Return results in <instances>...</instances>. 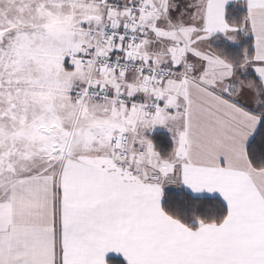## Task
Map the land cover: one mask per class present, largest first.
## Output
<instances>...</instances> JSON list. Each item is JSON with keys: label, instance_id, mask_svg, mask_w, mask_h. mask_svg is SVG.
I'll use <instances>...</instances> for the list:
<instances>
[{"label": "snow or ice", "instance_id": "1", "mask_svg": "<svg viewBox=\"0 0 264 264\" xmlns=\"http://www.w3.org/2000/svg\"><path fill=\"white\" fill-rule=\"evenodd\" d=\"M0 264H264V0H0Z\"/></svg>", "mask_w": 264, "mask_h": 264}]
</instances>
